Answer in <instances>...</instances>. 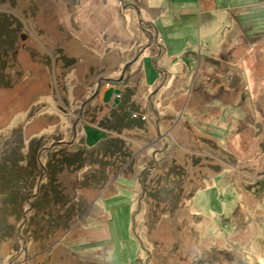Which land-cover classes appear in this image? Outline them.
<instances>
[{"label": "rangeland", "instance_id": "1", "mask_svg": "<svg viewBox=\"0 0 264 264\" xmlns=\"http://www.w3.org/2000/svg\"><path fill=\"white\" fill-rule=\"evenodd\" d=\"M153 2L136 8L147 33L153 26L166 41L181 30L183 53L193 55L173 104L193 132L179 138L183 152L164 126L160 147L138 150L72 115L63 123L84 106L89 113L94 92L80 80L83 66L59 76V61L78 60L51 44L107 37L116 16L107 0H0V264H257L264 256V0ZM153 66L162 88L166 70Z\"/></svg>", "mask_w": 264, "mask_h": 264}, {"label": "crops", "instance_id": "2", "mask_svg": "<svg viewBox=\"0 0 264 264\" xmlns=\"http://www.w3.org/2000/svg\"><path fill=\"white\" fill-rule=\"evenodd\" d=\"M107 1L113 11L111 13L116 15L109 19L107 37L100 36L102 33L96 31V35L90 33L84 38L67 37L58 46L51 44L54 50L59 49L65 57L78 60V64L75 62L72 66H67L63 60L59 61V76L64 79L65 73L71 74L73 70L78 71L83 66L86 76L79 73L80 80H83L86 87L92 86L94 92L91 99L89 96L83 97L89 98L87 107L90 111L86 114V106L82 112L76 111L73 115L71 109L62 102L63 109L71 113L68 115L70 121L65 119L63 123L68 126L77 117L76 122L80 126L101 129L109 134L110 139L118 140L120 144L128 142L131 148L138 150L152 148L154 143L160 147L164 138L160 127L164 126L172 144H176L174 151L187 150L184 148L180 151L176 146L181 136L189 138V133L193 132L183 120H176L179 108L173 106L175 102L182 100L192 77L190 64L193 55L183 53L188 43H185L182 31L167 32L166 41L160 39L158 32L151 28L153 26L150 27L153 29L152 33H147L144 28L147 24L141 20L143 14L136 12V8L145 10L148 5L154 4L153 0ZM100 21L92 22L96 26ZM180 40V44L176 45ZM154 63L166 70L163 74L167 81L162 88L157 83ZM178 72L182 74L176 78ZM72 80L74 85H78L80 81ZM105 82H112V85L107 87ZM62 85L63 82L60 91L66 95ZM117 94H121V97H117ZM83 98H75L78 106L84 101ZM161 102L167 108L159 107L156 112L155 103L162 104ZM132 112L148 117L146 120L134 119ZM139 136L142 138L139 139ZM185 143L189 146V142ZM199 144L202 147V142L199 141ZM185 146L183 144L181 147Z\"/></svg>", "mask_w": 264, "mask_h": 264}, {"label": "bare ground", "instance_id": "3", "mask_svg": "<svg viewBox=\"0 0 264 264\" xmlns=\"http://www.w3.org/2000/svg\"><path fill=\"white\" fill-rule=\"evenodd\" d=\"M183 153H181V156ZM252 264H256V263H252ZM257 264H264V256L261 254V255H258V263Z\"/></svg>", "mask_w": 264, "mask_h": 264}, {"label": "built area", "instance_id": "4", "mask_svg": "<svg viewBox=\"0 0 264 264\" xmlns=\"http://www.w3.org/2000/svg\"><path fill=\"white\" fill-rule=\"evenodd\" d=\"M137 113H138V112H135V114H134L135 117H139V115H138L139 113H138V114H137ZM140 115H141V114H140ZM141 118H142V119H147V116L144 115V116H142Z\"/></svg>", "mask_w": 264, "mask_h": 264}, {"label": "water", "instance_id": "5", "mask_svg": "<svg viewBox=\"0 0 264 264\" xmlns=\"http://www.w3.org/2000/svg\"><path fill=\"white\" fill-rule=\"evenodd\" d=\"M138 10V9H137ZM138 12H139V10H138Z\"/></svg>", "mask_w": 264, "mask_h": 264}]
</instances>
